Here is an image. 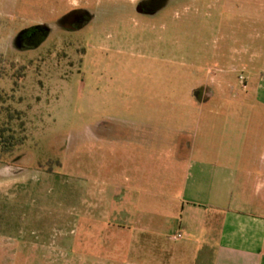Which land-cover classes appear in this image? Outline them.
Listing matches in <instances>:
<instances>
[{
    "label": "rangeland",
    "instance_id": "374dc122",
    "mask_svg": "<svg viewBox=\"0 0 264 264\" xmlns=\"http://www.w3.org/2000/svg\"><path fill=\"white\" fill-rule=\"evenodd\" d=\"M140 1L0 0V124L27 131L0 160V264H149L181 220L149 203L201 146L247 149L264 194V0Z\"/></svg>",
    "mask_w": 264,
    "mask_h": 264
},
{
    "label": "crops",
    "instance_id": "0c3cea01",
    "mask_svg": "<svg viewBox=\"0 0 264 264\" xmlns=\"http://www.w3.org/2000/svg\"><path fill=\"white\" fill-rule=\"evenodd\" d=\"M240 78L247 88L245 75ZM246 151L201 146L180 181V192L163 193L165 200L149 203L150 224L181 219L168 242L149 241V264H264V194L253 190L254 166L241 160ZM202 153H209L210 160ZM177 171L163 178L166 186L178 181ZM177 202L179 215L169 213ZM157 205L166 212L153 210ZM177 232L183 234L181 239L173 238Z\"/></svg>",
    "mask_w": 264,
    "mask_h": 264
},
{
    "label": "trees",
    "instance_id": "16d2710c",
    "mask_svg": "<svg viewBox=\"0 0 264 264\" xmlns=\"http://www.w3.org/2000/svg\"><path fill=\"white\" fill-rule=\"evenodd\" d=\"M9 117L5 123L0 124V160L4 154H10L27 138L25 122L20 111H14L7 107ZM16 116V117H14ZM18 120L17 126L11 124V120Z\"/></svg>",
    "mask_w": 264,
    "mask_h": 264
},
{
    "label": "flooded vegetation",
    "instance_id": "af4514ba",
    "mask_svg": "<svg viewBox=\"0 0 264 264\" xmlns=\"http://www.w3.org/2000/svg\"><path fill=\"white\" fill-rule=\"evenodd\" d=\"M147 1L142 0V1H140V3H138V9H139V6H140L141 9L139 11H141L142 14H145V15H151L152 14L153 15V14L157 13L160 10L161 6H158L157 3L154 4V2L159 1V0H149V2H147ZM149 9H153V10H149Z\"/></svg>",
    "mask_w": 264,
    "mask_h": 264
},
{
    "label": "built area",
    "instance_id": "2783aa9c",
    "mask_svg": "<svg viewBox=\"0 0 264 264\" xmlns=\"http://www.w3.org/2000/svg\"><path fill=\"white\" fill-rule=\"evenodd\" d=\"M182 236H183V234H182L181 232H177V233H175V234L173 235V238H174V239H181Z\"/></svg>",
    "mask_w": 264,
    "mask_h": 264
}]
</instances>
